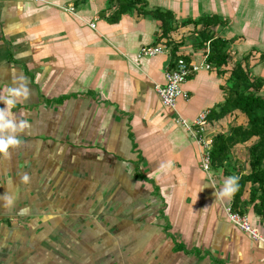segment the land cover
I'll list each match as a JSON object with an SVG mask.
<instances>
[{"label": "crops", "instance_id": "obj_1", "mask_svg": "<svg viewBox=\"0 0 264 264\" xmlns=\"http://www.w3.org/2000/svg\"><path fill=\"white\" fill-rule=\"evenodd\" d=\"M145 1L174 13L175 52L157 39L158 20L134 11L114 22L106 0H0V96L13 75L31 90L12 110L29 122L23 143L0 158V195L14 197L0 200V264H264L251 183L236 211L260 240L228 219L234 194L214 195L249 172L248 143L205 171L193 130L199 112L223 101L236 61L264 77V0ZM206 14L226 21L213 29L228 40L229 63L191 73L187 97L166 107L156 91L166 69L179 57L207 61L195 26L180 22ZM144 45L164 49L139 56ZM235 125H246L238 110L206 129L213 138Z\"/></svg>", "mask_w": 264, "mask_h": 264}, {"label": "trees", "instance_id": "obj_2", "mask_svg": "<svg viewBox=\"0 0 264 264\" xmlns=\"http://www.w3.org/2000/svg\"><path fill=\"white\" fill-rule=\"evenodd\" d=\"M108 8L115 5L112 21H118L125 13L136 11L143 16H149L160 22L157 39L166 38L167 45L175 52L176 46L168 39L169 33L177 26V20L171 10L159 7H147L145 0H106ZM225 20L216 15H202L196 19L186 18L180 22L182 25L195 26L196 45L203 47L207 62L222 70L229 58L227 49L228 40L216 35L214 27L224 25ZM199 26L198 28H196ZM264 59V52L260 54ZM224 99L212 110H209L208 120H217L235 110L246 117V125L232 126L230 133L221 132L212 139L211 166L224 167L230 161L232 149L237 144H247L249 158V172L240 174L238 187L234 193L232 206L238 209L241 191L247 182L251 183L249 201L257 212L264 216V77L252 75L243 61H236L230 68V74L222 86ZM240 211V210H239ZM244 213V211H240Z\"/></svg>", "mask_w": 264, "mask_h": 264}, {"label": "built area", "instance_id": "obj_3", "mask_svg": "<svg viewBox=\"0 0 264 264\" xmlns=\"http://www.w3.org/2000/svg\"><path fill=\"white\" fill-rule=\"evenodd\" d=\"M72 9L73 8H71V10ZM91 26L94 27L95 24L91 23ZM163 49L164 47L162 45H144L140 47L138 55L154 56L163 52ZM207 51L208 46L205 56H207ZM202 66L209 68L210 64L207 61L196 64L192 61H187L182 57L177 58L173 65L166 69L164 73V83L156 86V91L162 104L166 107L174 108L179 97H187V93L183 90L182 85L191 73L199 70ZM208 113L209 110H202L197 114L193 122L195 137L201 149V167L205 171H209L211 168V147L213 139L208 135L206 129ZM180 121L182 124L186 123L184 119H180ZM187 126L188 128H192L191 125ZM225 210L230 222L236 225L239 229L254 239H263L256 229L251 226L246 214L234 211L230 205H227Z\"/></svg>", "mask_w": 264, "mask_h": 264}, {"label": "clouds", "instance_id": "obj_4", "mask_svg": "<svg viewBox=\"0 0 264 264\" xmlns=\"http://www.w3.org/2000/svg\"><path fill=\"white\" fill-rule=\"evenodd\" d=\"M31 94L28 82L23 75H13L12 83L7 88L5 95L0 96V102H3L4 107H0V158L8 159L11 157L12 151L17 148L23 140L21 133L30 127L29 122L25 119H20L12 110L21 102L26 100ZM238 176H229L225 179L223 186L214 192L221 198H230L238 187ZM21 181L27 183L29 176L24 173L21 176ZM0 200H3L6 206H11L14 200L10 194L0 195Z\"/></svg>", "mask_w": 264, "mask_h": 264}]
</instances>
